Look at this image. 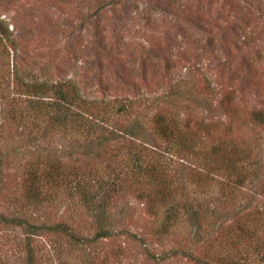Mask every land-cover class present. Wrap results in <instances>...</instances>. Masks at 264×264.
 <instances>
[{"label": "rangeland", "instance_id": "rangeland-1", "mask_svg": "<svg viewBox=\"0 0 264 264\" xmlns=\"http://www.w3.org/2000/svg\"><path fill=\"white\" fill-rule=\"evenodd\" d=\"M0 21L10 41L0 44V150L8 160L1 213L34 225L65 222L80 236L93 232L91 217L68 208L65 193L42 207L21 196L30 162L40 167L55 157L59 165L79 163L68 155L77 149L75 136L46 128L32 140L29 129L23 136L6 125L3 108L34 104L101 141L102 155L93 164L110 179L121 169L116 161L109 162L112 173L105 170L114 154L139 151L142 159L160 161L176 187L179 213L194 209L210 224L202 222L205 234L193 242L188 232L195 225L183 215L157 240V219L144 199L126 194L104 213L117 220L110 237L72 249L60 231L27 233L32 264H218L215 258L227 251L223 233L234 218L264 214V124L252 119L264 115V0H0ZM59 90L81 115L55 107ZM176 135L200 145L185 152ZM227 139L247 155L243 166L255 175L238 188L218 160L201 166L209 146ZM227 190L233 195L225 196ZM25 233L0 224V264L26 262Z\"/></svg>", "mask_w": 264, "mask_h": 264}, {"label": "trees", "instance_id": "trees-1", "mask_svg": "<svg viewBox=\"0 0 264 264\" xmlns=\"http://www.w3.org/2000/svg\"><path fill=\"white\" fill-rule=\"evenodd\" d=\"M9 42L7 27L0 21V44H9ZM52 100L55 102V107L61 105L73 112L79 111L77 113L80 115L83 112L77 110L78 108H76L73 102L60 90L56 92ZM29 102L30 104L33 103V101ZM35 102L38 103V100H35ZM28 107L27 105L21 106L19 110L3 108L2 116L6 125L14 127L15 131H19V134L21 133L20 135L26 136L27 133H30L32 140L36 138L35 135L38 129L44 132L46 128L62 136H75L74 138L78 142L77 149L68 150V155L72 156L74 153L76 157H79V163L75 161L76 164L59 165L55 157H49V162L44 163L40 167L34 166L30 162L20 186L23 200L25 203L42 207L45 204L53 202L58 194L63 192L68 198V208L73 207L80 210L83 213V218L91 217L93 222L91 230L93 232L89 236H80L75 234L74 230L65 222L56 221L51 224L41 223L34 225L24 217L16 215L5 216L0 212V224L19 226L26 231L23 243L26 251V262L24 264L33 263L31 250L29 249V238L27 236V233L31 236L33 230L43 228V231L49 233L60 231L64 236H68L66 239L68 243L74 246L72 249L76 248L75 245L77 243L89 245L101 238L114 235L116 230L113 229V224L117 220L111 219L104 213L110 208L114 199L117 197L122 198L126 194L143 198L148 212L157 219L152 231L155 239L160 240L161 237L167 236L172 227L183 220L181 217L183 215L186 216L185 220L190 218L191 223L189 224L195 225L188 232L190 241L193 240L195 242L201 237V234H205L202 233L203 228L201 225H204L202 222L210 225L207 223L208 219L205 218V213L198 214V211L194 209H190L191 212L188 214L179 213L178 206L173 198L175 192H177L176 187H173L171 175L166 173L167 171L160 161L152 157L146 160L142 159L139 151L128 150L126 156L114 154L115 156L112 155L113 157L105 162L108 164V168L105 167V170L110 169L111 172L114 168L112 166L109 167V162L115 163L116 161H119L121 164V169L113 171L115 174L110 179L108 178L110 173L106 174L104 171H100L93 164L95 158L102 155L103 151H99L101 141L92 140L89 137L88 130L84 126L74 122L67 123L63 118H59L56 113L48 115V111L44 110L41 106L35 105L34 107L33 104L30 108ZM44 116L45 121L43 122ZM252 119L264 124V115L261 112L254 113ZM39 126L42 128H39ZM161 127L163 131L167 128L166 125H161ZM27 129L29 130L26 131L25 135L23 131ZM128 135L126 133V136ZM129 137L131 140L134 139L131 135ZM174 138L178 140L177 144L185 152L190 153L193 146L200 145L199 140L184 138L181 135H176ZM228 140L230 139L217 140L216 143H212L208 148L207 154L201 157L204 164L200 165L205 168L210 162L215 163L218 160L219 166L226 175L232 176L231 182L238 188L243 185L244 179L251 173V170L247 172V168L243 166L244 160L248 159L247 155L242 154V152L234 148V144L230 141L228 142ZM170 141L172 140L170 139ZM221 143L225 144L227 149L221 146ZM146 146L152 149L151 144H146ZM4 152L0 150V182L5 171L4 167L8 164L6 152ZM251 175L255 176L254 174H250L249 176ZM231 195H233V192L227 190L225 196ZM193 202L196 207H199L200 202L198 198ZM214 212L215 210L212 211V213ZM214 214L215 217L213 218L217 221L218 215L217 213ZM225 229L227 230H225L223 235L226 237L225 246L227 247V251L219 254L216 258L214 257L216 263L264 264V214L253 218L247 216L240 219L234 218V225L230 228L227 226ZM128 236L133 238L135 235L129 234ZM168 253L175 255L180 253L187 254V252L175 249H170ZM167 254L163 256L158 255L157 257L162 259ZM66 263L68 262H62L61 264Z\"/></svg>", "mask_w": 264, "mask_h": 264}]
</instances>
